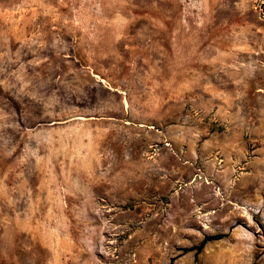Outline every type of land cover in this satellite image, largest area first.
<instances>
[{"label": "rangeland", "instance_id": "1", "mask_svg": "<svg viewBox=\"0 0 264 264\" xmlns=\"http://www.w3.org/2000/svg\"><path fill=\"white\" fill-rule=\"evenodd\" d=\"M0 264H264V0H0Z\"/></svg>", "mask_w": 264, "mask_h": 264}, {"label": "trees", "instance_id": "2", "mask_svg": "<svg viewBox=\"0 0 264 264\" xmlns=\"http://www.w3.org/2000/svg\"><path fill=\"white\" fill-rule=\"evenodd\" d=\"M225 237H226L225 234H216V235L206 236L201 240V242L198 245L187 248L184 250V252L185 253L195 252V254H199L208 243L219 241Z\"/></svg>", "mask_w": 264, "mask_h": 264}]
</instances>
